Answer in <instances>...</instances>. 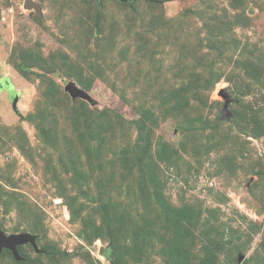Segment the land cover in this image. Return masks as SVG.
<instances>
[{
  "label": "rangeland",
  "instance_id": "374dc122",
  "mask_svg": "<svg viewBox=\"0 0 264 264\" xmlns=\"http://www.w3.org/2000/svg\"><path fill=\"white\" fill-rule=\"evenodd\" d=\"M27 1L0 0V227L44 251L0 264H264V0Z\"/></svg>",
  "mask_w": 264,
  "mask_h": 264
},
{
  "label": "water",
  "instance_id": "95a60500",
  "mask_svg": "<svg viewBox=\"0 0 264 264\" xmlns=\"http://www.w3.org/2000/svg\"><path fill=\"white\" fill-rule=\"evenodd\" d=\"M26 7H35L36 9H40V6L32 1H27L25 3ZM66 91L72 96V98H82L87 101H92V97L90 94L84 90L83 88L79 87L74 81H70L65 86ZM9 90L11 91L10 96L12 97L13 106L16 107L20 93L14 89L12 85L9 86ZM37 235H34L30 232H21V233H12L7 234L5 231H3L0 227V252L5 248L10 251H12L15 259L17 261L24 260V256L21 255L20 251L18 250V247L20 245L25 244H32L35 251L42 252L44 250H41L37 244ZM243 259V255H241L240 260Z\"/></svg>",
  "mask_w": 264,
  "mask_h": 264
},
{
  "label": "crops",
  "instance_id": "0c3cea01",
  "mask_svg": "<svg viewBox=\"0 0 264 264\" xmlns=\"http://www.w3.org/2000/svg\"><path fill=\"white\" fill-rule=\"evenodd\" d=\"M2 79V76H0V80ZM10 85H12L13 87H14V89L16 90V88H15V85L13 84V83H7V85H6V87L8 86H10Z\"/></svg>",
  "mask_w": 264,
  "mask_h": 264
},
{
  "label": "trees",
  "instance_id": "16d2710c",
  "mask_svg": "<svg viewBox=\"0 0 264 264\" xmlns=\"http://www.w3.org/2000/svg\"><path fill=\"white\" fill-rule=\"evenodd\" d=\"M7 250H8V249H7ZM8 252H9V253H11V254H12V256L14 257V255H13L12 251L8 250ZM14 259H15V257H14ZM109 259H110V256H109ZM23 261H24V260H23Z\"/></svg>",
  "mask_w": 264,
  "mask_h": 264
}]
</instances>
